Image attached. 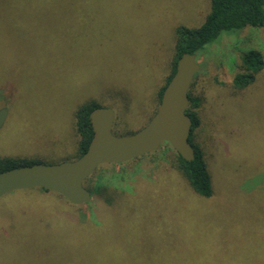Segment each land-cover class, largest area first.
I'll return each instance as SVG.
<instances>
[{
    "label": "rangeland",
    "instance_id": "rangeland-1",
    "mask_svg": "<svg viewBox=\"0 0 264 264\" xmlns=\"http://www.w3.org/2000/svg\"><path fill=\"white\" fill-rule=\"evenodd\" d=\"M208 10L209 0L0 4V155L76 158L73 113L88 99L114 111L115 134L142 127L170 71L175 28L197 27ZM249 48L262 68L234 91ZM195 59L210 197L169 166L165 144L116 166L120 179L106 171L121 193L109 208L13 190L0 197V264H264V26L223 33Z\"/></svg>",
    "mask_w": 264,
    "mask_h": 264
},
{
    "label": "trees",
    "instance_id": "trees-1",
    "mask_svg": "<svg viewBox=\"0 0 264 264\" xmlns=\"http://www.w3.org/2000/svg\"><path fill=\"white\" fill-rule=\"evenodd\" d=\"M71 2L72 0H0V4L5 5H52L58 3L69 4ZM246 26L256 28L264 26V0H209V10L205 14L200 25L193 28L184 26L176 27L173 58L171 60L170 71L166 75L163 85L157 90L156 107L159 103L161 92L165 84L175 70L176 60L182 53H194L196 56L199 52L203 51L207 45L215 42L221 36V34L237 33L240 29H243ZM239 61L240 68L233 74L231 79V84L234 91L242 90L243 88H246L247 85L251 84L263 65L261 54L259 51L252 48L242 51L239 54ZM197 71L194 72L189 83L187 90L188 105L185 109L186 114L191 119V126L187 140L193 148L194 156L188 160L182 158L167 142H161L157 148L165 144L167 147L163 152V155H165L167 158L169 166L180 174L181 178L196 194L203 197H210L212 193V186L211 177L207 167L208 155H206V144L203 147L198 140H202L206 134L209 135V131L207 128L208 126L204 127L199 112L197 111L201 103L200 97L194 95L192 91L193 77ZM96 106H99L97 101L94 99H88L79 104L74 110L73 130L77 138L75 142L76 157L86 149L91 138L92 129L89 122L88 112ZM114 124L115 118L113 125ZM114 132L118 133L115 130ZM213 140V137L210 138V141L213 142ZM151 152L152 151L146 152L122 163L139 162ZM33 162H38V160L23 156L0 155V171L15 166L31 164ZM119 165H121V163L100 164L96 166L95 169L83 180L84 186L90 193L88 200L84 203L94 199L108 208L112 204H117V198L121 193L117 191L115 186L112 187L107 185L105 182L106 179L104 178L106 171L108 170L112 172L110 173L112 177L119 179L122 178L121 173L124 170L120 167H118L117 170H119L121 173L115 170V167ZM119 179L118 182H120ZM20 190H24L26 192L32 191L40 193H52L54 196L58 197L57 199L70 204L60 194L48 191L41 187H30Z\"/></svg>",
    "mask_w": 264,
    "mask_h": 264
},
{
    "label": "water",
    "instance_id": "water-1",
    "mask_svg": "<svg viewBox=\"0 0 264 264\" xmlns=\"http://www.w3.org/2000/svg\"><path fill=\"white\" fill-rule=\"evenodd\" d=\"M198 68L194 53H182L154 113L134 132L115 134L112 132L114 111L103 106L92 108L88 112L92 135L79 156L58 163L33 162L0 171V197L13 190L41 187L60 194L71 204H81L90 196L83 180L100 164L125 162L155 150L161 142H167L182 158L191 159L194 151L187 140L191 119L185 109L189 83ZM6 116L7 108L0 107V127Z\"/></svg>",
    "mask_w": 264,
    "mask_h": 264
}]
</instances>
